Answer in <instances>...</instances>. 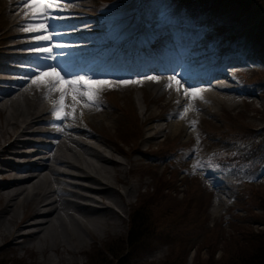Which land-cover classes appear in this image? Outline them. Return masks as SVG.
I'll use <instances>...</instances> for the list:
<instances>
[{"label": "rangeland", "instance_id": "1", "mask_svg": "<svg viewBox=\"0 0 264 264\" xmlns=\"http://www.w3.org/2000/svg\"><path fill=\"white\" fill-rule=\"evenodd\" d=\"M7 1L9 0H0V12L8 9ZM99 1L101 0H82L88 8L92 4H94L92 5L93 7L100 6L97 3ZM259 1H261L260 8L264 9V0ZM159 4L158 0H149L148 11L154 12ZM106 6L112 11H117L112 17V22L117 21L124 24L135 21L139 23V17L131 20L133 16H136L133 12L137 11L134 0H126L120 4L109 2ZM221 11L219 9V12ZM250 20L246 14L230 11L223 16H217L212 25L214 27L219 25L215 28V32L219 36L222 34L223 23H228L224 24L226 28L231 25L229 29L233 31L243 29L239 35L244 40L241 41L245 43L244 45L247 49L253 46L255 48L254 51H260L259 54L264 57V38L261 40L258 39V36L256 38L253 35L255 24L254 21L251 22ZM7 24L8 21H5L0 16V45L4 41L2 29L7 27ZM131 27L132 24L125 32L130 31ZM257 43L262 46L263 50L257 49ZM12 49L6 48L2 51L12 52ZM228 68L231 67L228 66ZM260 71L264 74V71ZM33 90H36V88ZM107 92L106 98L110 102V107L107 111L89 119L91 126L89 133L92 134L91 138L95 139L94 141L104 147L106 151H110L113 157L124 159V155L128 161L125 164L126 168H132L128 173H122L118 169H114L118 166L103 163L98 165L102 171L108 168V170L104 171L105 174L115 184H118L121 190L125 187L124 191L130 192L126 198H123L117 192H111L109 189L106 192V194H109L108 200L114 204L120 216L117 212L114 213L110 209L92 211L90 208H82L75 212L74 208V210L71 209L69 212L77 216L75 217L65 209H59L62 212V214H59V220L53 222L52 218H50V224L45 227L47 229H44L45 231L43 232L45 236L37 244L35 243V235H32L36 228L27 225L30 222H39L40 218L31 220L30 210L24 216H20L18 211L12 213L10 217L9 214H6V223L3 222L0 225V264H100L103 260H105V263L109 262L112 255H115L120 250L128 251V253L117 264H161L164 260H166L165 264L172 262L176 264L224 262L238 249L243 250L247 247L246 239L249 235L264 233V175L262 176L263 181L260 182L262 186H253L252 191L246 192L241 201L242 194L238 192L236 197L232 195L225 182V176L221 179L204 176L205 182L210 188H213L210 189L212 190V195H209L207 190H201L194 200L199 204L197 209L191 207L190 201L186 196V192L189 189L184 192L182 190L183 185L177 183L179 173L176 176L172 169L170 171H158L161 167L166 166L165 162H167V159L163 158V151L159 156L154 155L155 159L150 157L152 154L145 155L138 151L140 148L153 147L155 141L160 143L161 149L156 148L153 152L163 150L170 145L175 137L178 141H186L187 138H190L189 142L192 139L193 146H197L199 141V148L204 150L205 146L208 145V141H216V137H220L217 134H223L227 130V125H231V128L241 132L244 131V128H248L247 126L258 127L263 125L264 87L256 91V93L239 94L236 96L237 100L232 102L228 100V103H219L218 101L211 103L209 101L205 108L192 110L191 114L195 121H200L198 123L200 129L202 130L203 126L207 128V130H204V139L200 138L199 129L195 133H193V128L179 126L176 129L175 124L182 126L190 122L189 113L180 118L179 114L183 111V109H180L177 111V116L173 119L169 114L172 105H164L169 102L167 94L157 95L151 84H144L138 88L109 90ZM33 94L34 92L29 94V97H25L23 99L24 102L35 99L40 100L35 98ZM208 96L210 97V95ZM167 100L168 102H166ZM39 102L43 107V103ZM118 104H123L121 106L123 109L126 107V109H119L118 111L124 117V121L118 119V114L112 111ZM158 112L159 114L156 115ZM10 113L7 116V124L5 123V113H0V130L3 126L7 131L12 122L22 119L21 113H12V111ZM152 113H156V116L151 117ZM42 116L44 117V113ZM135 116L138 118H135ZM147 116H150V118H147ZM148 126L157 135L155 138L145 140L144 136ZM170 126H173V132H167L166 129ZM35 127L40 128V123L37 122ZM238 128L240 129L238 130ZM3 135L4 137L0 138V143L8 138L6 133ZM119 144H122L123 147L119 146ZM21 145L17 149L25 148ZM70 146L77 149V146L72 142H70ZM120 151H123V153H116ZM190 155L192 156L193 153ZM146 161L154 165L155 172L154 170H149V163ZM59 167L67 169L63 165H59ZM212 173L210 172V174ZM61 177L72 179L67 176ZM76 180L87 182L82 179ZM128 180L130 181L128 182ZM248 180H253V174L249 176ZM150 182L151 186H149ZM258 182L253 183L257 184ZM181 183L185 185L186 181H181ZM23 185L22 187L28 188V184ZM146 190L149 193L154 191V194L149 198L152 201L149 210L150 215L146 214L143 217L142 206L145 201L143 196L147 193ZM3 195L5 196V194ZM3 195L0 197V203L4 199ZM135 196H137L136 199ZM56 205L59 208L64 206V204L59 202H56ZM70 206L73 207L72 204ZM79 212L82 215L79 216ZM138 212L141 213L142 217L138 216ZM102 218L108 220L109 225L104 226L101 222L99 224L98 219ZM206 220L208 226L205 225ZM16 222L21 223V226H27L20 228L17 234L27 233V235L24 234L22 237L12 239L10 242L9 240H4L7 237L9 227ZM112 222H114V229L110 228V223ZM135 222L138 223L136 232L127 241V232ZM73 224L77 231L76 234L74 232V236L79 235L80 241H71L69 238L71 231L67 232V227L71 228L70 226ZM85 224L88 228L97 232L95 237L91 238L81 233L85 228ZM62 228L63 230H61ZM23 229L25 230L23 231ZM55 232H59V234ZM60 234L62 239L68 240L62 245L49 246V243L54 241L51 238ZM72 243L79 244L76 246L78 250L74 248L75 246ZM40 245L43 246V249H41Z\"/></svg>", "mask_w": 264, "mask_h": 264}, {"label": "bare ground", "instance_id": "2", "mask_svg": "<svg viewBox=\"0 0 264 264\" xmlns=\"http://www.w3.org/2000/svg\"><path fill=\"white\" fill-rule=\"evenodd\" d=\"M8 5L9 7L7 10L0 12L2 19L8 21L7 27L2 29V32H4V41L0 45V51L6 48L15 49H12V52H0V113H5L6 124L7 116L11 114V111L12 113H21L22 119L12 122V125L7 131L3 126L0 130V138L4 137V133L8 136L5 141L0 143V197L5 194V196L3 195V201L0 203V225L3 222L6 223V214H9L10 217L12 213L18 211L20 216H24V214L26 215L27 211L30 210L31 220L40 218L39 222H30L27 225L36 228V230L32 232V235H35V243L38 244L45 236L43 232L45 231L44 229H47L45 227L50 224V218H52L53 222H55V220L57 222L60 218L59 214H62L60 210H64L67 204H72L76 212L79 211L78 209L82 208H90L92 211L110 209L114 213L117 212L119 215V211L114 207V204L108 200L107 197L109 194H106V192L109 189L111 192L114 191L122 195L123 198L129 196L130 192L124 191L125 187H122L123 189L121 190L119 185L115 184V182L110 180L109 176L105 174L104 171L108 170V168L102 171L98 165L103 163L106 165L118 166L119 168L117 167L114 169H118L122 173H128L132 168H126L125 164L127 160L124 155V159L113 157L111 152L106 151L104 147L94 141L95 139L93 140V138L87 136L80 137L85 134L83 130L78 131L79 138L69 140V142L77 146V149L67 144L53 148V143H50L46 147L48 152L41 150L39 142L44 140L45 133L56 134L61 133L65 129V127L59 125V121L54 120L53 117L47 114L52 107V101L58 98L59 94H51L49 100L52 98V95H54V98L49 104L41 102L43 103V107L39 102L40 100L35 99L24 102L23 99H25V96H20L23 92L25 93L31 89L36 88L37 90L35 85L30 84V82H27V79H25V77L29 75V72L27 67L24 66L29 61L34 60L33 54L30 53L28 49L34 43L31 37L36 34L25 33L19 27V25L25 21V8L21 0H9ZM62 7L64 11L58 13V15L63 16L64 19L57 20L56 23L63 29L75 26L79 23L80 19L85 18L86 14L89 13V8L82 0H62ZM86 21L87 20H85V22ZM228 32L231 33L232 30L229 29ZM67 33L76 34L74 30L67 31ZM236 34L238 35L239 32ZM65 37L67 40L64 42L69 45V43L73 41V36L68 35ZM16 47L18 48L16 49ZM72 49L71 47L62 48L63 51H71ZM81 54L82 59H89V56L84 55L82 51ZM210 55H212V52L207 53L205 57ZM56 61L57 59L55 61H48V63L56 64ZM16 89L19 90L17 95L12 97L9 96V93L15 92ZM223 89L224 87L222 85L214 88L209 94L212 98L209 101L211 103H215L216 101L219 103L227 102V95L222 93ZM156 90L159 89H154V91ZM2 95L9 96V98L2 100ZM43 113L44 117L42 116ZM155 114L156 113H152L150 116L154 117L158 115L159 112ZM150 116H147V118H150ZM44 119L46 121L45 127H35L37 122H43ZM175 126L177 129L179 126L182 127L183 125L175 124ZM166 130L167 132H173V126L168 127ZM156 135L157 133L150 130L148 126L144 139H152L155 138ZM46 137L49 136L47 135ZM63 143L64 142H62V144ZM154 143L151 148H140V151L138 150L139 153L143 154L144 152H150L157 147L158 141ZM18 144H25L21 145L25 148H20V150L17 149V147H19ZM33 145H36L35 149L32 148L34 147ZM26 151L32 152L26 153ZM118 153L122 154L123 151ZM57 164L63 165L69 169H74V171H66L63 167L57 169ZM149 166L151 167L154 165L149 163ZM61 176H71L87 182L72 181ZM129 181L130 180H128V182ZM23 184H28V188L22 187L24 186ZM146 192L148 191L146 190ZM126 201L125 204L127 205ZM56 202L64 204V206L59 208ZM68 213L73 215L71 212ZM78 214L79 216L82 215L80 212ZM100 222L103 223L104 226L109 225L108 220H105V218L98 219L99 224ZM113 223L114 222L110 223V228L114 229ZM21 225V223L16 222L9 227L6 235L7 237H5L4 240H9L10 242L12 239L22 237L24 234L27 235V233L17 234L20 228L27 227ZM70 227L71 228L67 227V232L69 230L71 231L69 233L71 241H80L79 235L74 236L77 233L74 228L75 225L73 224ZM104 229L106 228L104 227ZM61 230H63V228ZM55 233L59 234V232ZM81 233L91 238L97 235V232L94 229L88 228L86 224ZM51 239L54 241L50 242L49 246L62 245L68 240L65 238L62 239L61 234L54 235ZM72 244L75 246L74 248H78L76 247L79 245L78 243ZM40 247L43 249V246L40 245Z\"/></svg>", "mask_w": 264, "mask_h": 264}, {"label": "snow or ice", "instance_id": "3", "mask_svg": "<svg viewBox=\"0 0 264 264\" xmlns=\"http://www.w3.org/2000/svg\"><path fill=\"white\" fill-rule=\"evenodd\" d=\"M25 8V21L19 27L25 33H35L31 39L34 42L28 49L33 54L34 60L28 62L27 67L29 75L25 77L30 84L37 88L44 87L45 99L52 93H58V98L52 101L50 114L56 121L74 118V112L78 104L85 108L96 107L99 103L100 92L105 88H111L113 81L103 79H93L84 75H78L67 72L60 68L58 64L48 63L55 61L64 53L55 51L69 47L68 44L56 42V38L64 33L59 30L57 20L64 19L58 13L63 12L62 0H21ZM59 68V70H58ZM63 73V74H62ZM67 77V78H66ZM46 78V79H44ZM147 80L159 82L157 76H147ZM116 83L120 85L140 84L141 80H120ZM165 88L174 89L178 94L183 90L184 96L188 99V104L184 106L179 114L180 118L189 110H197L192 102L196 99H202V89L188 86L186 87L177 75L168 77ZM70 97L71 103H66ZM194 123V122H193ZM197 163L195 167H200Z\"/></svg>", "mask_w": 264, "mask_h": 264}, {"label": "trees", "instance_id": "4", "mask_svg": "<svg viewBox=\"0 0 264 264\" xmlns=\"http://www.w3.org/2000/svg\"><path fill=\"white\" fill-rule=\"evenodd\" d=\"M175 7H179L181 4H186L194 10L207 7L214 8H226L229 11H238L240 14H246L250 19L257 17L255 28L259 36H264V13L260 10L261 1L259 0H173ZM249 82L252 86L258 87L264 83V77L258 74H252L249 76ZM244 128L243 132L237 131L235 128L227 126V130L222 134V137L226 139V142L220 135V138L216 141H212L210 144L211 153L207 157L203 158V162L209 167L218 168L224 172L233 175L231 181L237 183L236 186L243 192L252 191V186L245 185V180L240 178V174L258 167L264 162V124L258 127ZM240 128H238L239 130ZM235 143H242L243 146L237 147ZM189 189V190H188ZM188 190V191H187ZM203 189L199 178L193 174L188 179L185 191L191 207L199 208L197 201H194ZM184 191V192H185ZM154 194V191L144 194L145 201L142 206L143 217L146 214L150 215L149 198ZM139 217H142L141 213H137ZM138 223L132 224L131 229L127 232V241L131 237L137 228ZM247 247L245 249H238L224 262H210L204 264H264V233L249 235L246 239ZM128 251L120 250L109 262L105 263L103 260L100 264H117L122 261ZM113 261V262H112ZM166 260L161 264H165ZM170 264H176L174 262Z\"/></svg>", "mask_w": 264, "mask_h": 264}]
</instances>
